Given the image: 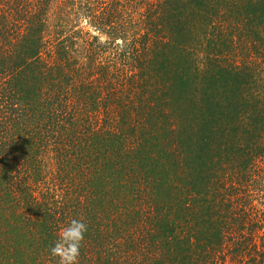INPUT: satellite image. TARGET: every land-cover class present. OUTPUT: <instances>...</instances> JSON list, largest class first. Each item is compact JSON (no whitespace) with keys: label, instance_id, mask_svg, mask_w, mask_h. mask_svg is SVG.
<instances>
[{"label":"trees","instance_id":"1","mask_svg":"<svg viewBox=\"0 0 264 264\" xmlns=\"http://www.w3.org/2000/svg\"><path fill=\"white\" fill-rule=\"evenodd\" d=\"M264 264V0H0V264Z\"/></svg>","mask_w":264,"mask_h":264},{"label":"clouds","instance_id":"2","mask_svg":"<svg viewBox=\"0 0 264 264\" xmlns=\"http://www.w3.org/2000/svg\"><path fill=\"white\" fill-rule=\"evenodd\" d=\"M87 232L88 224L83 217L72 218L58 230L57 237L49 249L50 254L58 258V264H78Z\"/></svg>","mask_w":264,"mask_h":264}]
</instances>
